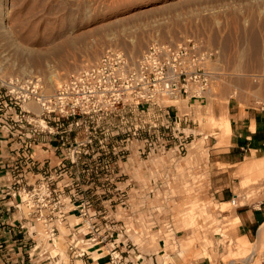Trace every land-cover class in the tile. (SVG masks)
I'll list each match as a JSON object with an SVG mask.
<instances>
[{"label":"rangeland","instance_id":"rangeland-1","mask_svg":"<svg viewBox=\"0 0 264 264\" xmlns=\"http://www.w3.org/2000/svg\"><path fill=\"white\" fill-rule=\"evenodd\" d=\"M0 11L7 21L5 29L0 28V129L9 134L20 132L25 140V149L29 146L26 150L28 157H24L25 166L32 170L25 171L21 166L15 170L16 177L9 185L11 194L19 191V185H13L15 181L23 180L21 185H37L42 176L51 171L49 164L35 170L30 157L29 152L35 142L44 146L49 144L47 132L40 133L37 140L33 137L29 142L27 139L35 128H45V124L41 123L44 117L41 105L31 92L37 90L42 95L55 93L71 75L97 62L109 48L121 49L136 58L153 42H179L197 36L210 47L220 50L219 68L223 73L216 84L215 95L209 98L208 106L200 109L198 114L206 111L209 113V124L212 121L217 124L210 108L214 103L221 102L226 110L228 99L237 97L244 88L247 102L254 93L258 94V102L264 103V0H0ZM170 104L179 106L185 102ZM194 151L204 153L199 145ZM257 159H247L226 176L236 197L232 200L233 204L221 208L230 209V213L219 212L218 206L216 211L213 209L214 205L208 198L212 191L207 187L210 176L205 172H192L183 184L169 188L167 195L176 201L172 205L174 213L178 221L183 222L182 226L189 230L168 232L165 237L167 244L170 242L174 247L183 245L181 256L177 252L172 254L176 264H196L200 257L206 256V250L211 253L213 262L229 263L232 258L238 264H264V239L259 241L258 232L249 239L252 243L244 246L239 240L237 228L233 224L227 225L234 220L237 206L264 201V186H254L251 191L242 188L247 177L241 170L248 161ZM188 164H193V160L188 159ZM8 191L7 187L2 194L6 198L4 201L10 198L8 202H14V205L6 207L9 209L7 218L16 224L20 232V222H25L21 219L22 214L28 211L23 204L20 211L17 207L20 203L18 195L13 198L7 195ZM109 191L113 192L99 190L94 198H112L113 194ZM145 193L142 195L147 196ZM111 207L114 208L110 205L107 209ZM70 222L74 224L77 220L71 218ZM40 228L39 225L36 230ZM133 233L129 235L133 237ZM21 234L27 238L11 250V255H7L10 264H20L24 258L28 261L27 254L32 253L31 248L37 245L35 240L41 247L35 252L33 261L27 264H76L80 260L71 258L68 248L70 232L65 226L58 234L56 247L32 232ZM186 238L189 239L187 244L181 240ZM141 239L134 237L143 247ZM151 241L152 251H155L156 237H151ZM42 248L48 253L39 258ZM61 248H65L66 258L62 256L64 251L60 252ZM253 249L255 254L247 260L246 254L252 253ZM50 253L52 256L60 254V257L47 260ZM97 257L94 254V258Z\"/></svg>","mask_w":264,"mask_h":264},{"label":"built area","instance_id":"built-area-1","mask_svg":"<svg viewBox=\"0 0 264 264\" xmlns=\"http://www.w3.org/2000/svg\"><path fill=\"white\" fill-rule=\"evenodd\" d=\"M220 63V50L197 36L179 42L156 41L136 58L118 48L107 49L51 95L33 90L45 128H35L27 139L37 140L47 132L48 143L61 160L50 174L44 172L37 185L15 181L19 191L14 194L8 187L7 195L19 197V210L23 204L28 211L22 214L25 222H20V232H32L56 247L65 226L70 232L71 258L84 264H91L88 260L138 264L141 255L136 263L129 260V251L136 248L129 240L133 229L122 222L132 219L128 191L133 174L157 169L165 161L175 166L194 150L196 138L203 137L198 131L203 114L198 111L215 95L223 74ZM179 101L185 104H170ZM106 189L113 190L109 191L112 198H94ZM153 193L150 189L149 195ZM110 205L114 208L107 209ZM71 218L77 222L72 224ZM35 242L27 254L29 262L41 247ZM47 253L42 248L38 256ZM93 254L98 257L94 259ZM58 257L50 253L46 259Z\"/></svg>","mask_w":264,"mask_h":264},{"label":"crops","instance_id":"crops-1","mask_svg":"<svg viewBox=\"0 0 264 264\" xmlns=\"http://www.w3.org/2000/svg\"><path fill=\"white\" fill-rule=\"evenodd\" d=\"M241 91L237 97L231 96L228 99L226 110L225 104L223 105L221 102L214 103L210 108L211 116L215 117L218 121L217 124L214 121L211 125L209 124L207 121L209 113L207 114L206 111L201 115V126L198 131L203 134V137L196 138L194 149L199 145L204 153L193 150L175 166L165 161L157 169L141 170L133 174L134 183L128 191L132 219L123 218L122 220L123 223L132 227V232H136V234H132L133 237L129 235V240H132L136 246L134 250L129 251V260L136 263L135 258L141 253L143 260L138 261V264H176L172 254L177 252L181 256L183 245L174 247L170 242L167 244L165 237L168 232H189V230L182 226L183 222L178 221L174 213L175 207L172 208L176 201L171 200L167 193L171 186L183 184L192 172L209 174L210 182L207 183V187L212 190L208 196L209 202L213 203L215 211L219 208L221 213H230V209L221 208L223 205L233 204L232 200L236 197L231 185L228 184L230 180L226 176L230 174L231 169L245 163L247 159L264 157V103L258 102V94L254 93H251V100L247 102L246 89ZM204 104L203 108H206L209 99ZM19 133L9 134L0 129V247L3 248L0 249V264H10V258H7V255H11V250H14L16 245H21L27 238L18 231L16 224L7 218L9 209L6 207L11 202H8L10 198L8 201H4L6 198L2 195L11 184L12 179L16 177L15 170L19 166L25 171L31 170L25 166L24 157L28 153L23 145L25 140ZM29 153L34 161L35 170L44 164H49L51 168L58 167L61 160L59 153L55 152L49 144L44 146L35 142ZM188 159L193 160V164H188ZM150 189H154L155 193L149 195ZM143 192L148 195L143 196ZM161 195L162 197H160ZM235 214L232 223L236 219L241 222L236 232L240 238L246 237L248 244H251L249 239L256 232L259 234L260 228L264 225V201L255 205L241 204L235 209ZM135 236L143 239V247L134 240ZM153 236L156 237L155 251H152L151 248V237ZM181 240L186 244L189 241L187 238ZM64 250L65 248H61L60 252ZM163 252L164 254L161 255ZM53 253L55 254L54 251ZM62 256L66 258L65 251L62 252ZM92 257L94 258V254ZM199 260L196 264H238L232 258L229 263L213 262L209 250H206V256L200 257ZM28 262L24 258L20 264ZM90 263L107 264V260ZM76 264H83V262L78 260Z\"/></svg>","mask_w":264,"mask_h":264},{"label":"bare ground","instance_id":"bare-ground-1","mask_svg":"<svg viewBox=\"0 0 264 264\" xmlns=\"http://www.w3.org/2000/svg\"><path fill=\"white\" fill-rule=\"evenodd\" d=\"M5 25H7L6 17H5V15H3V13H0V28L5 29ZM8 27H10V26H8ZM9 32L11 33V31H9ZM7 36H9V35L7 34ZM22 51H24V50L22 49ZM42 124H44V123L42 122ZM252 161L253 162L248 161L249 163L247 162V164L243 167V170H241L243 175L245 177H247V179H246V181H244V185L242 187L246 191L247 190L251 191L254 186H259V187L264 186V157L257 159V160H252ZM245 194H246V192H245ZM240 223H241L240 220L236 219V221L232 223L233 224L232 226H234V228L235 227L237 228L240 225ZM231 227H230V229H231ZM232 231H233V228H232ZM258 239H259V241L264 239V225L260 228V231L258 234ZM239 240H241V243L243 245H245V243H246V246L248 245V240L246 237H241V238H239ZM257 244H259V243H257ZM254 252H255V249H253L252 253H250V254L244 253V254H246V259L250 260L252 258L251 256H253L255 254ZM243 258H245V257H243Z\"/></svg>","mask_w":264,"mask_h":264}]
</instances>
